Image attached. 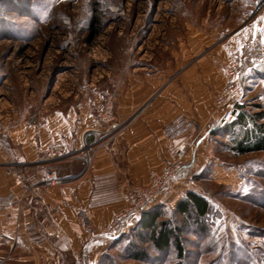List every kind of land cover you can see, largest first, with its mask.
<instances>
[{
	"label": "rangeland",
	"instance_id": "374dc122",
	"mask_svg": "<svg viewBox=\"0 0 264 264\" xmlns=\"http://www.w3.org/2000/svg\"><path fill=\"white\" fill-rule=\"evenodd\" d=\"M263 16L264 0H0L1 141L12 153L5 161L17 171L25 168L19 161L28 148L41 160L37 166L50 164L60 178L70 170L56 165L77 156L85 157L77 170H88L96 152H113L153 104L174 103L165 91L171 84L180 94L187 79L191 91L184 94L191 102L202 96L199 85L208 99L202 116L180 110L164 126L170 139L190 136L162 171L178 150L187 152L165 211L173 218L178 197L197 192L213 208L209 232L195 236L185 228L180 259L174 248L160 253L141 242L138 229L129 227L96 244L93 254L90 247L64 254L63 264H264V152L236 154L223 129L231 122L222 123L218 112V97L234 81L233 64L244 65L257 36L253 25L264 27ZM260 53L261 44L253 58ZM246 72L243 95L232 104L233 121L240 107L264 115V72ZM110 98L114 122L121 125L113 134L98 119ZM259 124L264 126V116ZM50 143H63L67 158L47 162ZM86 145L93 150L84 154ZM32 203L48 208L46 201Z\"/></svg>",
	"mask_w": 264,
	"mask_h": 264
},
{
	"label": "crops",
	"instance_id": "0c3cea01",
	"mask_svg": "<svg viewBox=\"0 0 264 264\" xmlns=\"http://www.w3.org/2000/svg\"><path fill=\"white\" fill-rule=\"evenodd\" d=\"M260 55L264 56V43H261ZM254 72L258 75L264 71ZM171 85L165 91L172 94L173 105L163 99L161 102L166 104H153L151 111L127 129L113 152L104 148L96 152L89 160L88 170H77L79 164L83 165V156H73L57 164V169L64 166L70 170L60 174L69 181L44 190L47 209L33 206L27 189L29 183L37 184L45 174L53 172L49 170L50 164L37 166L41 160L32 156L31 148L24 149L23 159L19 161V164L26 162L23 172L8 161H0V198H7L16 206L21 204V207L0 211V264H63L64 254L75 256L84 247H90L93 254L96 244L114 238L107 234V228L124 205L120 193L126 186L147 185L151 174L161 172L175 149L189 140V134L179 135L175 140L166 137L164 126L175 118L177 111L194 110L200 117L209 107L201 85L198 87L202 96L198 95L195 102H191V94H184L186 89L191 91L187 79L180 94H174L176 90ZM205 139L206 135L196 140L190 159H195ZM64 148L66 150L65 145ZM78 152L76 149L72 153L77 155ZM181 198L178 197L174 205ZM58 229L63 233L59 234Z\"/></svg>",
	"mask_w": 264,
	"mask_h": 264
},
{
	"label": "built area",
	"instance_id": "2783aa9c",
	"mask_svg": "<svg viewBox=\"0 0 264 264\" xmlns=\"http://www.w3.org/2000/svg\"><path fill=\"white\" fill-rule=\"evenodd\" d=\"M260 44L261 37L257 33L255 42L251 45V50L245 57L244 65L239 67L236 63L233 64L232 75L234 76V81L218 97V112L222 123L232 122L234 119V108L232 104L238 97L243 95V83L247 76L246 71L250 69L259 71L264 68V56L258 59L253 58ZM98 119L102 124L109 126L108 132L110 134L115 133L116 130L121 128V125L114 122L115 118L111 98L105 110L98 114ZM177 130V127L171 128V134H175ZM93 132L98 133L97 130H93ZM2 135L3 132L0 128V160H9L12 158V153L3 145L1 141ZM92 150L93 145H86L83 153L85 154V152L88 153ZM45 154L47 156L46 160L49 162L59 160L68 155L63 146L57 143L48 144ZM186 158L187 152L178 150L172 162L161 173L153 172L151 174L150 181L147 185L126 186L124 191L120 193L124 205L113 217L107 228V234L116 236L128 222L140 218L153 207L166 204L169 198H171V194L175 191L176 185L178 184V175L184 166ZM68 181L69 178H60L55 172H50L41 178L39 185L30 184L27 192L35 204L46 205L41 188L62 186ZM17 206L21 207V204L19 203ZM17 206L7 198H0V211L11 210Z\"/></svg>",
	"mask_w": 264,
	"mask_h": 264
},
{
	"label": "trees",
	"instance_id": "16d2710c",
	"mask_svg": "<svg viewBox=\"0 0 264 264\" xmlns=\"http://www.w3.org/2000/svg\"><path fill=\"white\" fill-rule=\"evenodd\" d=\"M262 70L264 71V68ZM243 109L240 107L242 112L223 128L227 134L230 132L233 150L238 155L264 152V126L259 124L264 115L252 116ZM212 213V205L206 197L188 191L176 206H173V218L167 217L164 205H159L145 212L140 218L128 222L119 233H124L123 231L129 227L138 229L136 234L138 240L151 244L160 253L174 248L178 257L182 259L185 253L182 240L185 228L193 229L192 233L195 236L207 234L209 232L207 223ZM175 217L182 219L181 224L177 218L173 220ZM135 257L140 259L142 256Z\"/></svg>",
	"mask_w": 264,
	"mask_h": 264
},
{
	"label": "snow or ice",
	"instance_id": "6c2138e0",
	"mask_svg": "<svg viewBox=\"0 0 264 264\" xmlns=\"http://www.w3.org/2000/svg\"><path fill=\"white\" fill-rule=\"evenodd\" d=\"M260 20L264 21V17H261ZM245 31L247 32V30ZM257 33H259L261 37V43H264V27H261L259 22L253 25V37H255ZM241 47H243V45H241Z\"/></svg>",
	"mask_w": 264,
	"mask_h": 264
}]
</instances>
